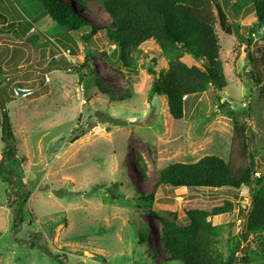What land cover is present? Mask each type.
Returning a JSON list of instances; mask_svg holds the SVG:
<instances>
[{
	"label": "rangeland",
	"instance_id": "obj_1",
	"mask_svg": "<svg viewBox=\"0 0 264 264\" xmlns=\"http://www.w3.org/2000/svg\"><path fill=\"white\" fill-rule=\"evenodd\" d=\"M221 3L228 19L240 26L243 40L217 32L225 87L189 98L184 118L176 121L165 97L147 98L152 59L155 71L167 69L154 43L142 44L127 67L104 31L85 41L89 27L63 31L45 17L38 0H0V28L4 19L12 24L0 33L5 105V113L0 106V164L13 171L11 186L0 178V264H178L166 262L159 241L161 219L184 224L190 209L209 210L226 201L239 209L211 218L213 225H225L224 253L228 235L251 229L245 187L173 190L157 185V172L167 165L211 155L226 161L234 118L246 121L258 175H264V104L255 99L245 47L256 17L251 6L237 11L232 2ZM70 7L94 27L111 22L96 2L88 3L85 15ZM26 22L35 23L27 34ZM260 35H253V41ZM106 51L108 56L102 55ZM181 61L202 66L187 54ZM95 78L107 93L98 89ZM15 89L30 92L22 96ZM3 115L15 144L2 134ZM5 149L12 150L9 160L2 155ZM137 161L146 166L144 176ZM149 195L152 200L142 201ZM19 209L22 223L14 228ZM258 243L249 235L238 256Z\"/></svg>",
	"mask_w": 264,
	"mask_h": 264
},
{
	"label": "trees",
	"instance_id": "obj_2",
	"mask_svg": "<svg viewBox=\"0 0 264 264\" xmlns=\"http://www.w3.org/2000/svg\"><path fill=\"white\" fill-rule=\"evenodd\" d=\"M43 4L45 17L52 19L63 31L77 32L89 27L88 34L82 36L88 41L96 32L104 31L109 42L121 51V61L127 67L133 66L131 54L147 42L154 43L167 61V69L155 71L156 62L152 59L153 79L147 91V98L165 97L170 117L181 121L185 115V105L189 98L199 96L210 88L221 91L225 87L218 61L219 40L217 32L223 36L236 38L240 42V26L232 23L221 2H232L235 10L246 6L254 10L256 22L249 29L245 40L250 63L248 77L252 82L258 103L264 104V0H38ZM96 2L109 16L111 22L105 27H94L77 16L71 5L85 15L90 13L88 3ZM74 4V5H73ZM2 17V16H1ZM41 19V18H40ZM27 33L35 23L26 22ZM12 24L4 19L0 33L7 31ZM261 33L253 41L252 36ZM24 34L22 37H25ZM201 61L202 66L188 67L181 61L184 55ZM108 56V51L102 53ZM51 62V61H50ZM154 70V71H153ZM2 70L0 68V75ZM98 89L106 92L95 78ZM2 83L0 90L2 94ZM22 89V88H21ZM107 93V92H106ZM129 99L128 93L123 95ZM2 134L8 130L9 141L16 140L6 124L3 115ZM107 122V121H106ZM113 126H119L109 121ZM13 148V147H12ZM14 151V148H13ZM3 157L9 160L12 150L5 149ZM254 153L249 146V133L244 118L233 119V133L230 140L227 160L217 156H204L193 163H173L158 170L157 185L170 189L240 191L243 187L250 193L248 209L251 229L239 235H228L225 240L226 253L220 248L225 225H213L211 218L233 212L239 204L226 201L212 209H190L186 212V223L176 219H161L159 241L166 262L178 264H264V175H258ZM138 162L139 172L144 176L146 166ZM13 171L0 164V178L10 182ZM258 175V176H257ZM13 184V183H12ZM9 183V185H12ZM22 197L15 203H19ZM152 200V195L142 201ZM24 204V203H23ZM22 206V205H21ZM243 214L244 209H240ZM14 224H21L20 209L14 212ZM249 235L259 239L255 250L243 251L239 257L241 242ZM139 242L145 238L139 235Z\"/></svg>",
	"mask_w": 264,
	"mask_h": 264
},
{
	"label": "water",
	"instance_id": "obj_3",
	"mask_svg": "<svg viewBox=\"0 0 264 264\" xmlns=\"http://www.w3.org/2000/svg\"><path fill=\"white\" fill-rule=\"evenodd\" d=\"M2 21H3V20H1V18H0V24L2 23ZM15 90H16V92H17L18 95H22V96H24V95H28L29 92H30V91H27V90H18V89H15ZM0 106H1L2 111L5 113V105H4V102H3L2 96H1V90H0ZM5 132H6V138H5V140H6V142H7V141H8V130H7V125H5ZM78 134H79V132L73 134V135L68 139V141L70 142V141H71L74 137H76ZM248 200H250V199H248Z\"/></svg>",
	"mask_w": 264,
	"mask_h": 264
},
{
	"label": "crops",
	"instance_id": "obj_4",
	"mask_svg": "<svg viewBox=\"0 0 264 264\" xmlns=\"http://www.w3.org/2000/svg\"><path fill=\"white\" fill-rule=\"evenodd\" d=\"M41 13H43V12H41ZM41 13H40V14H41Z\"/></svg>",
	"mask_w": 264,
	"mask_h": 264
}]
</instances>
